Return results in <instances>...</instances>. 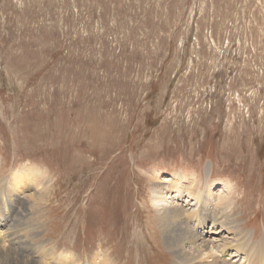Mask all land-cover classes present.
<instances>
[{
	"label": "rangeland",
	"instance_id": "1",
	"mask_svg": "<svg viewBox=\"0 0 264 264\" xmlns=\"http://www.w3.org/2000/svg\"><path fill=\"white\" fill-rule=\"evenodd\" d=\"M206 167L264 238V0H0V264H173L150 188Z\"/></svg>",
	"mask_w": 264,
	"mask_h": 264
},
{
	"label": "bare ground",
	"instance_id": "2",
	"mask_svg": "<svg viewBox=\"0 0 264 264\" xmlns=\"http://www.w3.org/2000/svg\"><path fill=\"white\" fill-rule=\"evenodd\" d=\"M16 173L9 183L11 197L20 190L22 176ZM210 176L211 170L206 167L203 180L180 173L173 175L166 188L162 181L150 188L156 225L164 246L174 258L173 264H264V238L256 239L254 233L244 231L231 216L228 193H213ZM206 223H210L207 231L204 230ZM6 252L14 251L0 250V254ZM101 257V264H112L102 254H96L91 264H99ZM27 264L36 262L28 260Z\"/></svg>",
	"mask_w": 264,
	"mask_h": 264
}]
</instances>
